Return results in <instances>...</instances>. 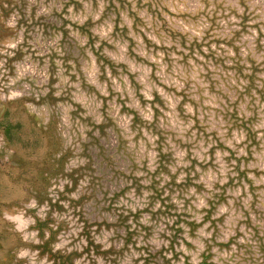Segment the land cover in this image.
I'll use <instances>...</instances> for the list:
<instances>
[{"label": "rangeland", "instance_id": "rangeland-1", "mask_svg": "<svg viewBox=\"0 0 264 264\" xmlns=\"http://www.w3.org/2000/svg\"><path fill=\"white\" fill-rule=\"evenodd\" d=\"M0 264H264V0H0Z\"/></svg>", "mask_w": 264, "mask_h": 264}]
</instances>
